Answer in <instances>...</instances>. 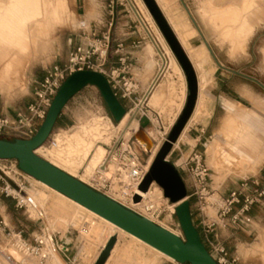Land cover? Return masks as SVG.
Masks as SVG:
<instances>
[{
	"label": "rangeland",
	"instance_id": "1",
	"mask_svg": "<svg viewBox=\"0 0 264 264\" xmlns=\"http://www.w3.org/2000/svg\"><path fill=\"white\" fill-rule=\"evenodd\" d=\"M83 1L84 0H41V3L47 8L45 11H42V16L38 21L40 22V25L42 24L41 26L45 25L44 26L45 28L43 29L41 28L39 31H37V33L34 35L33 41L34 43L41 42V40L38 39L37 37L43 38L46 35V31H47V41L51 46L50 51H45L41 54L33 53L32 47L30 46L29 48L30 55L25 60L23 61H21L20 59L13 60L10 65L9 64L4 65L5 62L8 60V56H5L4 54L0 53V77L2 76L1 70L4 67H7L9 65L8 69L10 70L9 76H7V72L5 71L6 76L5 78L0 79V86L4 85V83L8 85L10 83L12 84L10 90L5 91L7 94H9V92L12 90V92L8 96H3L0 94V111L4 107H10L13 109L15 108L17 112L24 111L26 106L32 101L35 83L40 81L45 76L47 70H49L51 67L62 65L66 61V56L73 49V47L80 43L81 41L80 36L82 35V33L89 32L90 20L88 17H84V10L86 11V13H88L90 9L95 11V9L98 7L99 1L87 0L86 4L88 3L89 5H87L85 8ZM113 1H114V5H113L114 12L116 11L119 12L123 10L124 15L125 14L128 15V13H130L132 19H134L135 21L134 24L138 27L140 31V34L143 35L144 38H146L145 40H147V36L145 35L142 27L139 25V22L133 15L130 6L127 5L126 1L124 0H113ZM129 1L133 6L137 7L135 0H129ZM140 1H138L139 7L141 8L142 12H144L143 14H145L144 16H146L145 19L148 21L144 9L145 7L144 8L142 7ZM253 1H258V4L260 5L261 8L259 13L262 11V13L264 14V0H253ZM7 2L8 0H0V4H5ZM28 3H29L28 4L29 9L35 7L34 1L29 0ZM47 3H50V5H47ZM55 7L57 8V12H58V16L56 18L55 16H53L52 13V11L55 10ZM171 8H172V4H171ZM137 9L139 8L137 7ZM114 12L113 14H115ZM118 16L120 17L121 14ZM115 17L116 15H114V18ZM178 17L180 22L185 24L184 42L186 43L184 44L186 45L187 44L186 35L187 36L190 35L191 28L189 27L187 19L185 17H181L180 15ZM27 18L31 20L35 17L29 15ZM11 19H12V24L14 26L20 24L21 18L19 16L13 15ZM152 23L153 25L151 24V21L150 22L148 21V24L152 29L153 36L155 37L156 40L155 42L158 43L157 49L160 52L161 56H163L165 59L164 64L161 66V68L164 66L165 69L152 92L154 93L157 90L158 86L161 83L165 82L166 95L162 102H161L162 99L161 97L156 105H152L151 98L153 93L151 92L147 96V100L143 105V110L146 113V116L134 117L133 112H131L130 117L136 120L139 119L141 120L142 123L139 130H142L144 133H147L149 135L148 136L149 138L156 137V135H160L161 132L164 133V131L167 130V132L162 136V138L158 137L162 145L164 143V140L167 139L172 129V126L177 122L180 113L186 104V98L189 95V91L188 89H186L185 77L180 66L178 65L173 54L169 51L168 45L163 40L162 34L161 32H159L154 21H152ZM30 26H32V23H29L28 28H30ZM155 28H157L158 34L156 33ZM203 34H205V36H208L207 41L211 45L212 41L214 42V40L211 39V34H209L208 31L204 32ZM13 39H15L16 44L20 43L21 39L19 38H13ZM23 39H25V37H23ZM12 43L15 42L12 41ZM262 46H264V30L258 32L255 40H253L250 46L248 47L246 46L242 52H238L235 55L236 62L230 65L231 70L234 71L235 73H233L232 76H230V79L227 81L228 83H226V90H227L226 92L228 94L227 99L217 97L216 95L211 96L209 94L212 90L214 83L212 80V74L214 72L215 67L212 65L210 57H207L205 53H203L204 54L203 57L206 59L207 62L201 59V57L198 56V53L196 51H192L190 49L195 54V64H196L195 73L199 78V81L201 83V88H200V95L197 100V104L195 108V114L193 113L191 119L189 120V122L190 121L191 122L189 126H187V129L195 123H200L201 125L204 126L207 125V123L209 122L208 128L205 130V135H204L205 140L202 143L203 146H200L197 149L199 154L202 155V160L204 164H205V160L206 162L207 161L209 163L211 162L209 161L208 155L206 157V145L214 141L215 144L214 146L215 148H217L218 141L220 140L221 137V135L218 134L221 131H224V136L228 137V140L224 141V143L228 145L233 143L234 140L241 135L242 137L244 136L246 137L249 135L252 136V139L256 138V141L260 142L264 150V47L263 49L260 48ZM151 50H153L154 54L151 53L145 55L146 56L145 70H147L146 68L147 62H151L152 65L149 69L150 72H153L159 69L161 62H160V58L158 57L159 55H157L158 52L154 49L153 46H151ZM153 55H155V58ZM192 58L193 55L191 57V60ZM260 76L263 78L259 79ZM19 88L24 91L23 92L19 91ZM0 91L4 92V90L1 89ZM146 106L149 108H147ZM213 108L215 109V111L212 116L211 110ZM151 110L159 114L160 119L157 120L155 114L152 113L153 114L151 115L153 118V122H152V119L148 115L149 111ZM99 113L107 116L112 121L113 125L114 126L116 125L115 127L117 128L119 123H117L111 116L99 90L94 86H86L78 94H76L62 110L60 114V119L55 124L49 138L44 143L45 148L50 149L54 147L56 136H58L62 132H67L68 130H72L75 127H79L82 122L92 123V118H96L97 116H99L98 115ZM126 113H128V111ZM113 135L114 136L111 137L109 143L103 144V146L108 152L114 151V149H118L119 145L117 143L119 140H122V138L117 140L116 139L117 135L115 133ZM130 137H131L129 138L130 145L134 153L138 157L141 166L142 167L144 165L147 166L151 153L150 155L146 154L144 150L138 147V145L134 140L133 134ZM0 139L9 142L20 140L8 136H0ZM52 139H53V144L50 145ZM123 141L126 142L125 139H123ZM181 141L187 142L191 147L195 145V141L188 138L187 135L185 136L182 135L179 142ZM240 149L243 152H245L244 154L248 155L247 159L242 157L235 150H231L228 157H225L226 159L220 162L221 167L224 166V167L233 168L235 175V177H230V176L225 177L224 182H221L219 186L216 187V189L218 188L219 190L220 200L222 198H227L231 192L240 189L242 184L247 185L245 193H251L255 189V186L254 184H252V182H257L259 188L264 186V164L260 166V168L255 172V169H252L250 167L251 166L250 164L255 161V158H253L250 155V152H252V150L244 145L240 146ZM176 153H178L177 150L176 152H174L172 156V160L176 162V165L178 167L177 168L175 166L174 167L178 171L179 176L181 177L182 182L184 184L187 195L186 201L189 203L192 223L193 226L196 228L200 236L201 242L203 244L204 236L200 222L203 215L208 217V215L206 214V208L208 205L203 206L200 203H208V202L205 200L200 201V199L196 196L195 191L191 186L192 184L191 176L187 173L182 172L179 168V166L185 159L182 158L181 160L180 159L178 160V158L176 157ZM222 154H224V152H222L221 155ZM39 155L44 157L43 154H39ZM45 159L48 160L47 158ZM116 159L119 160L118 155L116 156ZM254 172L255 174H253ZM4 173L5 174L9 173L11 178H8L6 175H4ZM81 173H83V170H80V175H82ZM248 174H253V175H248ZM23 175L26 174L23 173L18 168V162L16 160H0V261L3 264H19L26 260V257H24L23 254L19 252V250L16 247V244L18 242L15 240V236L20 237V239L28 247L40 249L42 255L45 254L44 253L45 246L42 241L43 229L45 227V223L41 219L31 218L30 214L28 213L26 205L23 204V202H21L19 195L17 196L11 192L9 196H6L4 192H1V190L6 187L14 189L16 192H18L21 195H22V192H20L21 189L25 191L27 190L31 191L37 188H38L37 190L42 192L43 195L45 194L44 196L46 198L42 201L44 203L43 205H45L44 209L47 211L46 212L48 216L47 218L48 220L50 219L49 221L50 222L52 221L51 223L53 224L54 233L52 236L54 241H55L56 228L66 229L67 227L70 228L73 226L72 228L81 232L80 229L84 228L87 230L89 227L88 226L89 220L87 218V215H85V213L80 212L69 203H66L61 200L59 201L54 196L51 195L49 196L47 191L45 192V190L39 189V187H37V185H35V183L30 178L24 177ZM210 175H211V179L209 183L211 184V181H213L217 186L218 179L217 178L214 179V177L215 176L218 177L219 180H221L222 177L211 169L209 173V178ZM158 188L161 189V187L159 186ZM109 193L110 192L108 191V189L101 190L100 192V194L102 195L106 194L110 196ZM209 194H211V191H209ZM169 205H171V202L168 199L165 202L161 201L159 206L161 214L157 219H154L153 224L157 226H159L161 223L166 225L167 228L173 230V232L177 233L179 237L182 240H184L185 237L179 226V222L176 217V214L173 213L170 215L168 209ZM215 205L216 204H213L212 207L217 212V207ZM237 209L238 206H234L232 209V213L235 212ZM167 215L171 216L170 220H167L166 218ZM248 215L249 216L256 215L257 217L254 223L255 232H253L251 236L247 237V239L252 240L253 236L256 234V231L258 230L256 226L257 225L264 226V200H262L259 204L253 206L248 213L244 214L245 217H247ZM228 216H230V214ZM212 219L218 223L216 228L217 227L229 228V229L231 228L232 231L237 232L239 236L241 235L245 236V234L242 233L241 230H239L240 225H235L232 227L223 226L224 223H226L227 217L225 218L224 222H222V219H219L217 215ZM260 219L262 220V222H260ZM75 222L77 224H80L78 225V228H76L77 224ZM26 226L30 227L29 230L33 229L40 233L39 236L41 238H39L40 239L39 241H41V243H39V241L37 242L35 241L33 243L26 242V235H27L26 233L27 230L25 228ZM97 228L99 230L95 231L96 234L90 233V236L92 238L90 236H89L90 238L89 237L86 238L92 241L105 238L107 233L109 232L108 228L102 226L101 227L99 226ZM92 235L93 236L95 235V237L93 238ZM122 237H127V236H122ZM259 242L260 245L262 246V251H259L260 250L258 248ZM10 250L11 251L14 250V251L11 252ZM16 251L18 253H16ZM14 252L16 254H14ZM262 253H264V229L259 228L258 235L254 240V242L251 243L249 246L240 247L239 254L242 255L244 258L250 259V261H247L246 264H264V254L262 255ZM229 254L230 253H228V255ZM16 255H18L19 257L18 256L16 257ZM15 257L16 260L14 259ZM157 257L160 256L157 255ZM8 258L12 259V263H9ZM28 261H29L28 264H51L50 257L46 259H42L41 257L31 256L28 258ZM166 262L167 264H179L169 261ZM235 264H237V262Z\"/></svg>",
	"mask_w": 264,
	"mask_h": 264
},
{
	"label": "crops",
	"instance_id": "2",
	"mask_svg": "<svg viewBox=\"0 0 264 264\" xmlns=\"http://www.w3.org/2000/svg\"><path fill=\"white\" fill-rule=\"evenodd\" d=\"M31 1H34L35 7L30 9L28 7L29 0H8L7 3L0 4V53L8 56V60L4 65H10L12 61L16 59H20L21 61L25 60L30 55V46L32 47L33 53L41 54L45 51H50L51 49V46L47 41V31L43 38L37 37L41 40L40 43H34L33 41V28L32 26L28 28V25L29 23H32L33 25L34 22H37L42 16V11H45L47 7L41 3V0ZM86 1L87 0L83 1L84 8L89 5L88 3L86 4ZM97 1L99 2L95 11L90 9L89 12L86 13L84 10V17H88L90 20L89 32L101 34L106 31H111L113 45L112 51L107 59V67L112 65L116 69L120 70L122 75H124L125 80L135 87L130 100L122 98L120 94L116 95L117 100L125 109V111L131 113L133 109L132 102L145 95L149 85L156 77L157 71L161 69V67H159L157 71L150 72L149 68L152 64L151 62H147L146 68L148 71L145 70V55L151 53L154 54L153 50H151V46H153L158 52L157 55H159L158 57L160 58L161 62L160 66L163 65L162 57L157 49L158 46L156 45L157 43L155 42L154 37L151 35L153 39L152 40L145 34L147 36V40H145L146 38L140 34V31L134 24L135 21L132 19L130 13H128V15H124V11L121 10L119 12L116 11L114 12L115 14L111 15L109 10V3L111 1ZM47 5H50V3H47ZM260 10L261 8L258 4V1L253 0H166L163 7V12H161L166 20L170 23V26L176 36L182 39L184 38L185 34V24L180 22L178 16L180 15L181 17H185L187 19L188 25L191 28V33L188 36L186 35V46L189 48V50L184 51H186L185 53L188 55L195 72V54L192 51H196L198 56H200L204 61H206V59L203 57V53H205L207 57H210L212 65L215 67V69L212 74V80L214 83L209 94L211 96L216 95L217 97L227 99L228 94L226 92V83H228L227 81L230 79V76L235 73L230 67L231 64L236 62L235 55L238 52H242L246 46H250L253 40H255L258 32L264 30V14L262 11L259 13ZM52 13L56 18L58 15L56 7ZM132 13L134 15L133 11ZM120 14L121 16L119 17L118 15ZM13 15L19 16L21 18L20 24L17 26L12 24L11 17ZM29 15L35 18L29 20L27 18ZM114 15H116L115 18ZM207 31L209 34H211V39L214 40V42L212 41L211 45L207 41L208 36L203 34ZM23 37H25V39H22ZM13 38L21 39V44L12 43V41L15 42V39ZM118 45H121V48L116 50ZM263 47L264 46L260 48L263 49ZM192 55L193 58L191 60ZM153 56L155 58V55ZM8 66L1 70L4 72V75L7 72V76H9V71L7 69ZM262 78L263 77L261 76L259 77V79ZM197 80L199 84V98L201 83L199 78ZM161 88L163 91L161 99L162 102L166 95L165 82L161 83L157 90ZM19 91L23 92L24 90L19 88ZM11 92L12 90L9 92V94ZM0 94L3 96L9 95L5 91H0ZM214 111L215 109L213 108L211 110L212 116ZM16 113L17 111L15 108L13 109L10 107H4L0 111V114L12 119L15 117ZM59 119L60 116L58 117L56 123ZM137 122L138 128H140L142 122L140 119L137 120ZM190 122L186 125L183 131V136L187 135L188 138L194 140L195 145L191 147L187 142L181 141L178 143V147L172 149L170 154L167 156V160L176 168L178 166L176 165V162L172 160V156L176 150L178 152L176 153L178 160H181L182 158L186 159L193 152L199 153L197 149L198 147L203 146L202 143L205 140V130L208 128L209 122L204 126L200 123H195L187 129V126H189ZM218 135H221V137L218 141L217 148H215V150L213 149L214 152L212 151L213 161L210 163L207 161L209 168L222 177L221 180H219V178L215 176L218 179V184L224 182L225 177H235L233 168L220 166V162L226 159L225 157H228L231 150H235L242 157L247 159L248 155L244 154L245 152L240 149V146L242 145L247 146L252 150L250 155L255 158L253 163L260 161L262 165L264 164V150L260 142L256 141V138L252 139V136L248 135L246 137H242L241 135L237 137L233 143L228 145L224 143L225 140H228V137L224 136V131H221ZM208 148V145H206V157ZM222 152H224V154L221 155ZM259 168L260 167H257L255 170L257 171ZM255 172L253 174H255ZM256 218V215H248L247 217L243 218L239 230H241L245 236H239L238 233L233 232L231 228H215V240L226 249L227 253H230L229 257L231 259L237 260V264H246L247 261H250V259L244 258L239 254V248L242 246H249L251 243H253L258 235L259 228L264 229V226L257 225L256 228H258V230L253 236V239H247V237L251 236L252 233L255 232L254 223ZM260 222H262L261 219ZM25 228L27 230L26 242L33 243L40 240L39 238L41 237L39 236L40 233L38 231L33 229L29 230L30 227L28 226ZM80 233L81 232L72 227H67L66 229L56 228L55 245L58 249V253L63 261L67 264H95L98 260V257L100 256V253L105 247L104 245H106L108 241L106 240L107 235L105 238L92 241ZM39 243H41V241H39ZM203 244L208 250V246L204 240ZM258 246L260 249L259 251H262L260 242ZM160 257H157L156 253L151 249H148V247L132 241V239L129 237H121L117 241V245H115L114 249L111 251V254L105 264H167V262ZM28 258H26V260L22 263L28 264ZM8 259L9 263H12V259Z\"/></svg>",
	"mask_w": 264,
	"mask_h": 264
},
{
	"label": "water",
	"instance_id": "3",
	"mask_svg": "<svg viewBox=\"0 0 264 264\" xmlns=\"http://www.w3.org/2000/svg\"><path fill=\"white\" fill-rule=\"evenodd\" d=\"M142 1L181 66L186 77L189 95L177 122L161 145L153 165L144 176L139 189L146 191L152 182H155L164 190V196L171 203L182 201L176 207L175 214L185 239L182 240L146 218L129 211L35 155V150L49 138L66 104L86 86H94L99 90L111 116L117 123L126 115L125 109L115 97L106 79L99 73L80 71L68 77L54 97L46 118L31 139L15 140L14 142L0 139V160H16L18 168L26 175L63 194L179 264H217L203 246L200 236L193 226L182 179L174 165L167 160L172 145L177 141L195 108L197 100L195 72L155 1ZM134 140L138 147L146 154H150L152 143L142 130L134 134ZM161 171L169 174L172 180L170 184L158 179ZM133 200L138 201L139 197L135 195ZM113 244L114 240L107 245L96 264H104Z\"/></svg>",
	"mask_w": 264,
	"mask_h": 264
},
{
	"label": "bare ground",
	"instance_id": "4",
	"mask_svg": "<svg viewBox=\"0 0 264 264\" xmlns=\"http://www.w3.org/2000/svg\"><path fill=\"white\" fill-rule=\"evenodd\" d=\"M138 1H140V0H135L137 7L139 8V10H141V8L139 7ZM154 1H155L156 5L158 6V8L163 12V7L165 5V1L166 0H154ZM140 2H141L142 7L143 8L145 7L144 9H145V13L147 15L148 21L149 22L151 21V24L153 25V23H152V21H154L153 17L151 16V14L148 11L147 7L145 6L144 2L142 0ZM133 12H134V15H135L136 19L139 20L144 33L149 38L152 39L151 35L153 36V32H152V29H151L150 25L148 24V21L145 19L146 16H144L145 15V14H143L144 12H142V10H141L142 13L140 15L139 14L137 15L135 13V12H137V11H135V7L133 9ZM154 23H155V21H154ZM167 23H168L169 27L171 28L170 23L168 21H167ZM41 25H40L39 21L34 22V24L32 25L33 34L34 35L41 28L42 29L45 28L44 27L45 25L44 26H41ZM155 25H156V23H155ZM157 28H155V30H156V33L158 34V30L159 29L157 30ZM171 30L174 33L172 28H171ZM174 35H175L177 41L179 42L180 46L182 47L183 51L184 50L188 51L189 49L186 48V45L184 44L185 43L184 42L185 39L183 38L184 39L183 40L182 38L177 37L175 33H174ZM154 40H155V37H154ZM163 40L165 41L164 37H163ZM15 43H16V41H15ZM38 43H40V42H38ZM20 44H21V42H20ZM14 48H15V46H14ZM168 48H169V51L172 53L169 45H168ZM184 52H186V51H184ZM173 56H174V54H173ZM186 56H187L189 62L191 63V61H190V59H189L187 54H186ZM161 57H162V61H163V64H164L165 59H164L163 56H161ZM176 61H177V59H176ZM177 63H178V61H177ZM178 65H179V63H178ZM191 65H192V63H191ZM192 67H193V65H192ZM180 68H181V66H180ZM164 69H165V67L163 66L159 71H157V75L153 79L151 84L149 85L148 89L146 90L145 95H149L153 91V89L157 85V82L160 79ZM193 70L195 72L194 67H193ZM8 71L10 72L9 69H8ZM183 74H184V72H183ZM1 75L2 76L0 77V79L5 78V75H4L3 71H2ZM195 76H196V81H197V100H198V88H199L198 86H199V84H198L196 73H195ZM184 77H185V74H184ZM185 82H186L185 85H186V88H187L186 77H185ZM11 87H12L11 83L9 85L4 83V85L0 86V89L4 90V91H9ZM162 88L156 90L154 93L152 92L153 93L152 94V98H151V104L152 105H156L159 102V99L162 97V95H163ZM197 100H196V104H197ZM196 104H195V108H196ZM195 108L193 110V113L195 111ZM152 113H156V112L151 110V111H149L148 115L150 116V118L152 119V122H153V118L151 116V115H153ZM193 113H192V115H193ZM98 115L99 116H97L96 118H92V123H83L82 122L79 127H75L73 129L71 128L72 130H68L67 132H62L63 134L62 133L61 134L58 133L59 135L56 136L55 146L54 147H52L50 149H47V148H45V146L43 144V145H41L40 147H38L35 150V152H34L35 155H37L41 159L45 160L47 163H49L53 167H55V168L59 169L60 171L64 172L68 176L80 181L84 185H91L92 184L91 181L95 179L96 173H100L102 177H105V179H109L112 182L111 190H110V193H109L110 197L108 196L109 199H111L112 201H114L116 203H117L118 200H121L122 201L121 204L126 205V206H128V207H130V208H132V209H134V210H136L138 212H140L141 213V217L146 218L147 220H149L152 223H154L153 218H151V216L148 215L146 213V211H148L149 209L153 211V209H155V208L160 209L159 206H160L161 201L165 202L167 200V198L164 196V190L162 188H161L162 190L159 189L155 182H152V184L147 188L146 191H143V190L139 189V187H140V185H139V187L136 190V195L139 197V200L138 201H134L132 199V201H130L129 203H124L123 201H125L126 198L124 197V195L122 193L123 192L122 188H120L117 180H115V178L113 177V174L116 173V171L118 169V164H117L116 157H115L113 151L108 152L105 149V147L103 146V144L109 143V140H111V137L114 136L113 135L114 133L117 135L116 136L117 140L122 138V139H125L127 141L132 134H135V133H137L139 131L137 120L134 119V118H131L130 117V113H126V115L118 122L119 125L116 128L115 127L116 125L114 126L112 121L107 116H105L103 114H100V113ZM157 115L160 117L159 114H157ZM192 115H191V117H192ZM191 117H190V119H191ZM189 120L186 123V125L189 123ZM186 125L184 126L181 134L179 135V137L177 139V141L172 145V149L178 147V143H179V141H180V139H181V137L183 135V131H184ZM166 132H167V130H165L164 133L161 132L160 135H156V137H150L151 140L148 137L149 135L147 133H145V135L148 138V140L152 143V146H151V149H150L151 155L149 154L150 155L149 162H148L147 166H145V165L143 166V168L146 171V173L149 172L151 166L153 165L155 157H156L157 153L159 152V150L161 148V143H160V140H159L158 137L162 138V136ZM87 137H88V140H87ZM208 145H209L208 146L209 148H208V151H207V155L209 157V161H212L213 160L212 151H213V149L215 150L214 141L212 143L208 144ZM39 154H43L44 157L47 158L48 160H46L43 156H40ZM204 155H205V152H204ZM205 159H206V157H205ZM205 165H206V167L208 166L206 160H205ZM250 165H251L250 167L252 169H255L257 167H260L262 165V163H260V161H259V162L251 163ZM80 170H83V173H81L82 175H80ZM209 171H210V169H209ZM4 175H6L8 178H11L9 173H6V174L4 173ZM23 176L30 178L35 183V185H37V187H39V189L45 190V192L47 191L49 196L50 195L54 196L59 201L61 200V201H64L66 203H69L72 206H74L77 210H79L80 212L85 213V215H87V218L89 220V225H88L89 227H88L87 230L84 229V228L80 229V231L82 232V234L85 237H89L90 233L91 234L92 233L96 234L95 231L99 230L97 228L99 226L108 228L109 232L107 233V238H106V240H108V241H107L106 245H104L105 247L102 250V252L106 249L107 245L112 240H114V244H113V246H112V248H111V250L109 252V255H108L107 259L109 258L110 254H111V251L114 249L115 245H117V241L122 236H127L130 239H132V241H135L136 243H139V244H141V245H143L145 247H148L149 249L154 251L157 255H160L166 261L177 263L173 259H171L170 257L166 256L165 254L159 252L158 250H156L153 247L147 245L146 243H144L143 241L139 240L138 238H136V237L130 235L129 233L123 231L122 229H120L117 226L113 225L109 221H107L104 218L96 215L95 213H93L90 210L86 209L85 207L79 205L78 203H76L75 201L69 199L68 197L64 196L63 194L53 190L52 188L48 187L47 185L41 183L40 181H38V180L28 176V175H23ZM158 176H159L158 179L161 182H164L166 184H170V182L172 181L171 177L166 172L161 171ZM215 178L216 177H214V179ZM210 179H211V175H210ZM212 182L213 181H211V184H210L211 194L205 195L206 201L208 202V206L206 208V214L208 215L209 218L216 217V210L212 207V205L221 203V200H220V197H219V190H218V188L216 189V187H218L219 184H217V186H216ZM214 185H215V187H214ZM37 189L31 190V191H29V190L25 191V190L21 189L20 192H22V195L19 194L18 192H16L12 188H9V192L10 193L12 192L13 194H15L17 196L19 195V198H20L21 202H23V204L26 205L28 213L30 214L31 218L41 219L45 223V228L43 229V240H42L43 243H44V246H45V251H44L45 254L42 255V252H41L40 249H39L38 253H35L34 250H33V253H31L27 249L28 246L18 236H15V240L18 242L16 244V247L19 250V252H21L23 254V256L26 257V258L33 256V257H41L42 259H46V258L50 257L51 264H67V263H65L63 261V259L59 255L58 249H57V247L55 245V241H54L53 236H52L53 233H54L53 224L51 223L52 221L50 222L49 221L50 219L48 220V218H47L48 217L47 213H46L47 211L44 209L45 205H43L44 203L42 201V200H44L46 198L44 196L45 194L43 195L42 192H40ZM181 202L182 201H179V202H176V203H171V205L168 206L170 215L175 213L176 207ZM121 204H119V205H121ZM170 215H167V217H166L167 220H170V218H171ZM73 222H71V223H73ZM78 225H80V224H77V226L76 225H74V226H76V228H78ZM159 226L179 237V235L177 233L173 232V230H171L170 228H167L166 225L161 223ZM179 226H180V224H179ZM94 237H95V235L93 236V238ZM13 251H11V252H13ZM102 252L100 253V256H101ZM254 252H255V250H254ZM16 253H18V252L16 251ZM16 253L14 252V254H16ZM18 255H16V257ZM100 256L98 257V260L96 261V263L99 261ZM16 257L14 258L15 260H16ZM107 259L105 260V262L107 261ZM105 262H104V264H105ZM0 264H3V263L0 261ZM21 264H23V263H21Z\"/></svg>",
	"mask_w": 264,
	"mask_h": 264
},
{
	"label": "built area",
	"instance_id": "5",
	"mask_svg": "<svg viewBox=\"0 0 264 264\" xmlns=\"http://www.w3.org/2000/svg\"><path fill=\"white\" fill-rule=\"evenodd\" d=\"M124 1H126L127 5H129L130 9L133 11L135 6H133L129 0ZM113 5L114 1L112 0L109 4L111 15L114 12ZM135 11H137L135 12L137 15L141 14L137 7H135ZM80 38V43L75 45L69 52L66 61L62 65L51 67L47 70L45 76L35 83L32 101L26 106L24 111L17 112L13 119L0 114V136L14 137L20 140L31 139L37 133L39 126L46 118L53 99L62 84L68 77L76 72L92 71L101 74L106 79L115 96L120 94L122 98L130 100L135 87L125 80L120 70L114 68L112 65L108 66V68L106 67L107 59L112 51L113 45L110 31L101 34L83 32ZM120 48L121 45H118L116 50ZM147 96L148 95H143L140 99H136L132 102L134 117L146 116L143 105L147 100ZM153 114H155L157 120L160 119L156 113ZM52 144L53 139L50 145ZM117 144L119 148L114 149L113 152L115 157L118 155L119 160L116 159L118 169L116 173L113 174V177L117 180L120 188H122V193L126 198L123 202L129 203L136 195V190L146 175V171L141 166L138 157L134 153L130 145V139L126 142H124L123 139L119 140ZM179 168L182 172L191 176V186L200 201H206L205 195L209 194V191H211L209 183L210 171L204 164L202 155L195 152L191 153L181 163ZM91 183V185L86 186L98 193L105 189H108L109 192L111 190L112 182L102 177L100 173H96L95 179L92 180ZM252 184H254L255 189L251 193H245L247 185L242 184L240 189L231 192L227 198L221 199V203L215 205L217 207V217L222 219V222H224L227 217L226 223L223 225L224 227L240 225L245 217L244 214L248 213L253 206L264 200V186L259 188L257 182H252ZM1 192H4L6 196L10 195L9 187L2 189ZM103 195L107 198L110 197L106 194ZM117 203L121 204L122 201L118 200ZM200 204L203 206L208 205V203ZM121 206L141 216L140 212L123 204H121ZM234 206H238V209L232 213ZM146 213L150 215L154 221V219L160 216L161 211L155 208L153 211L149 209ZM229 214L230 216H228ZM200 225L204 236L203 240L208 246L207 252L212 259L217 264H235L237 260L231 259L226 249L214 238L215 228L218 223L212 218L203 215ZM27 249L31 253H33V250L35 253L39 252L37 248L30 249V247H28Z\"/></svg>",
	"mask_w": 264,
	"mask_h": 264
}]
</instances>
